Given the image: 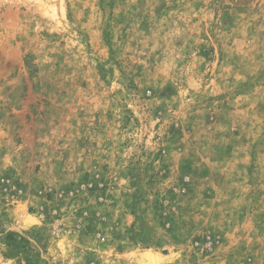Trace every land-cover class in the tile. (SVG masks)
<instances>
[{
  "label": "rangeland",
  "instance_id": "1",
  "mask_svg": "<svg viewBox=\"0 0 264 264\" xmlns=\"http://www.w3.org/2000/svg\"><path fill=\"white\" fill-rule=\"evenodd\" d=\"M0 264H264V0H0Z\"/></svg>",
  "mask_w": 264,
  "mask_h": 264
}]
</instances>
